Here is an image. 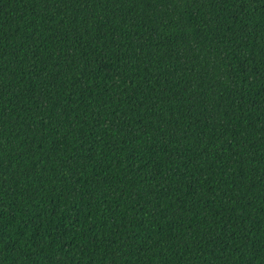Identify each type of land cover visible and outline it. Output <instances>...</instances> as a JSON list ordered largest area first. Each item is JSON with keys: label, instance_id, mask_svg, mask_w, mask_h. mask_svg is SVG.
I'll return each mask as SVG.
<instances>
[{"label": "trees", "instance_id": "obj_1", "mask_svg": "<svg viewBox=\"0 0 264 264\" xmlns=\"http://www.w3.org/2000/svg\"><path fill=\"white\" fill-rule=\"evenodd\" d=\"M0 264H264V0H0Z\"/></svg>", "mask_w": 264, "mask_h": 264}]
</instances>
